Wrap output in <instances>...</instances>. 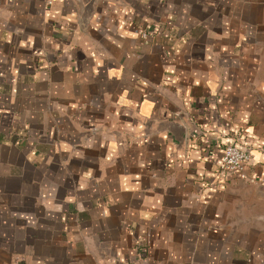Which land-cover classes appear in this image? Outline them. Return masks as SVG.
Wrapping results in <instances>:
<instances>
[{
	"label": "crops",
	"instance_id": "crops-1",
	"mask_svg": "<svg viewBox=\"0 0 264 264\" xmlns=\"http://www.w3.org/2000/svg\"><path fill=\"white\" fill-rule=\"evenodd\" d=\"M0 264H264V0H0Z\"/></svg>",
	"mask_w": 264,
	"mask_h": 264
},
{
	"label": "built area",
	"instance_id": "built-area-1",
	"mask_svg": "<svg viewBox=\"0 0 264 264\" xmlns=\"http://www.w3.org/2000/svg\"><path fill=\"white\" fill-rule=\"evenodd\" d=\"M48 3L50 4V2ZM143 37H145L144 34ZM251 159V154L249 152L241 150L234 145L226 146L219 163L218 171L221 175L237 174L241 179H246V169ZM249 181L252 183L254 182L253 179Z\"/></svg>",
	"mask_w": 264,
	"mask_h": 264
}]
</instances>
